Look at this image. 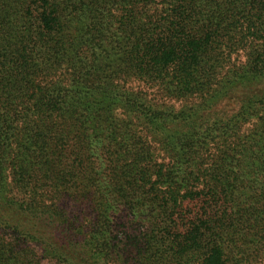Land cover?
<instances>
[{"label":"trees","instance_id":"trees-1","mask_svg":"<svg viewBox=\"0 0 264 264\" xmlns=\"http://www.w3.org/2000/svg\"><path fill=\"white\" fill-rule=\"evenodd\" d=\"M0 264H264V0H0Z\"/></svg>","mask_w":264,"mask_h":264}]
</instances>
